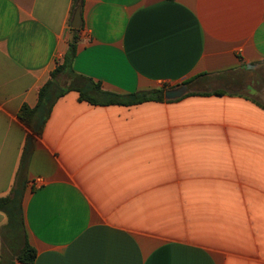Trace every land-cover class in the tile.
<instances>
[{
  "label": "crops",
  "instance_id": "0c3cea01",
  "mask_svg": "<svg viewBox=\"0 0 264 264\" xmlns=\"http://www.w3.org/2000/svg\"><path fill=\"white\" fill-rule=\"evenodd\" d=\"M78 6L0 0V199L23 192L33 264H264V88L245 85L264 79V0ZM83 78L164 98L96 103ZM49 81L38 135L20 114L42 121ZM8 222L0 211V264H24Z\"/></svg>",
  "mask_w": 264,
  "mask_h": 264
},
{
  "label": "trees",
  "instance_id": "16d2710c",
  "mask_svg": "<svg viewBox=\"0 0 264 264\" xmlns=\"http://www.w3.org/2000/svg\"><path fill=\"white\" fill-rule=\"evenodd\" d=\"M83 0H75V7L76 8L79 4H81ZM75 54V44L73 43L70 47V52L66 56L65 64L58 66L57 70L52 74V79H55L59 73L63 72L65 70V67L67 68L68 63L73 59ZM84 81V82H83ZM82 84L83 88H80L81 96L83 99L91 100L92 102L97 103L96 96L98 94L104 95L108 100L104 103L107 104H119V105H131V104H137L141 103L143 101H147L150 99H163L164 98V91H154L152 93L147 94H132L129 96H120V95H113V94H107L100 91V88L98 85L92 83L90 80L83 78ZM54 81H49L46 86H44L40 91V101L38 105V109L42 110L44 112V116L42 121L39 124H33L32 117L34 118L36 116L37 110H30L27 107H24L21 111L20 118L28 124L36 134L40 135L43 129V125L45 123V120L49 116L52 107L55 103V100L59 97L60 94H57L54 96V92L56 89V86L54 84ZM79 89V88H78ZM22 197L23 192L16 190L12 193V195L1 198L0 199V211L6 212L9 217V222L5 229H8L9 231H13L19 242L23 239L22 245H20L19 248L15 251V255L17 259L24 263V264H33L35 258H36V251L33 247H31L27 241V238L24 233V225L22 220ZM8 227V228H7Z\"/></svg>",
  "mask_w": 264,
  "mask_h": 264
},
{
  "label": "water",
  "instance_id": "95a60500",
  "mask_svg": "<svg viewBox=\"0 0 264 264\" xmlns=\"http://www.w3.org/2000/svg\"><path fill=\"white\" fill-rule=\"evenodd\" d=\"M83 25L82 22V15H81V6H78L74 12L73 21H72V28L80 29ZM251 68V67H250ZM188 92V87L183 85L179 88L169 90L166 92L165 96L168 100H176L183 97Z\"/></svg>",
  "mask_w": 264,
  "mask_h": 264
},
{
  "label": "rangeland",
  "instance_id": "374dc122",
  "mask_svg": "<svg viewBox=\"0 0 264 264\" xmlns=\"http://www.w3.org/2000/svg\"><path fill=\"white\" fill-rule=\"evenodd\" d=\"M256 79H255V76H252V75L248 76L245 85L246 84H249V85H251L254 88H258V89L259 88L260 89L262 88L263 89L264 88V79H261L260 81H258V78L257 77H256ZM218 89H221V88H218Z\"/></svg>",
  "mask_w": 264,
  "mask_h": 264
}]
</instances>
